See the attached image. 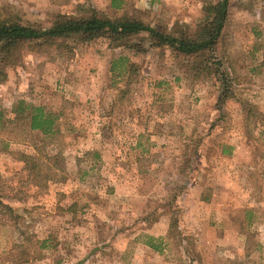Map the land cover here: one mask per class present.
Listing matches in <instances>:
<instances>
[{"label": "rangeland", "instance_id": "obj_1", "mask_svg": "<svg viewBox=\"0 0 264 264\" xmlns=\"http://www.w3.org/2000/svg\"><path fill=\"white\" fill-rule=\"evenodd\" d=\"M206 1L121 0L116 9L112 0H0V9L38 27L50 26L58 11L83 15L92 7L194 31ZM145 44L139 53L110 47L106 37L72 48L24 47L0 75V107L8 111L23 98L60 114L62 138L46 151L65 157V169L37 186L18 159L34 153L28 141L0 150V264H10L3 253L23 240L21 231L48 238L50 247L43 258L19 264H148L137 242L164 246L161 264H264V250L253 248L264 240L257 225L264 215V0H229L214 54L234 82L220 108L219 81L195 79L168 47ZM113 60L128 72L112 71ZM204 192L216 194L214 220L224 222L218 227L193 219L206 206ZM248 206L246 228L237 221L245 222ZM155 215L164 225L169 215L167 234L149 233Z\"/></svg>", "mask_w": 264, "mask_h": 264}, {"label": "trees", "instance_id": "obj_2", "mask_svg": "<svg viewBox=\"0 0 264 264\" xmlns=\"http://www.w3.org/2000/svg\"><path fill=\"white\" fill-rule=\"evenodd\" d=\"M119 2L121 0H112L111 6L118 9L121 6ZM202 8L205 15L194 31L187 23L175 22L172 26L160 24L159 27H153L134 16H111L92 7L83 15L59 11L53 16L50 26L38 27L24 22L16 12L0 9V75L15 62L24 47L35 51L55 44L72 48L78 43L106 37L110 47H122L139 53L147 50L145 42H148L149 46L168 47L184 72L195 79L215 78L219 81L221 90L217 95V106L220 108L232 97L234 82V77H229L221 59L214 54L221 45L229 0H209ZM124 60L128 61L127 58ZM128 67L125 64L117 68L113 60L111 70H117L120 74L121 71L128 72ZM59 116V113L23 98L15 100L8 111L0 107V150H8L11 142L28 141L34 153L20 152L18 159L28 168L29 182L37 186L45 185L52 178L54 170L65 169L62 151L58 150L54 154L46 151L47 145L59 144L62 138L56 123ZM11 124L23 130L18 132L14 127L10 128ZM25 129L33 133L31 138L24 134ZM2 133L5 134L4 137L1 136ZM4 195L6 192L0 187V224L6 222ZM21 234L23 240L14 242L3 253L7 257L6 261L19 264L43 258L44 250L50 247L48 238L27 236L24 231ZM249 239L246 240L248 244ZM149 245L157 248L154 244ZM253 248L259 251L261 245L255 244ZM245 249V255L249 256L251 248L246 245Z\"/></svg>", "mask_w": 264, "mask_h": 264}, {"label": "crops", "instance_id": "obj_3", "mask_svg": "<svg viewBox=\"0 0 264 264\" xmlns=\"http://www.w3.org/2000/svg\"><path fill=\"white\" fill-rule=\"evenodd\" d=\"M59 12V11H58ZM62 12V11H61ZM216 194H211V193H206L204 192V194H201V199L203 200L204 204H206L205 208L201 211V212H197V215L193 218L195 219L196 223H197V226H200L201 224L202 225H213V226H216L218 227L219 225H221L220 223H224L220 220H218L217 222L214 220L215 219V214L218 212L219 209H216L213 205L214 203V196ZM226 197H227V200L226 201H231L232 198L231 197H228V194H225ZM184 196H187V194H184ZM223 196V195H222ZM225 208H227L226 211H230V209L232 208V205H230V203H227L225 206ZM211 208L213 209V212L211 211ZM222 208V207H221ZM244 211V213L247 215L246 216V220L244 222V220H239L237 221L238 223H240L241 225L244 224V226L249 227L251 225V221H250V215H251V208H243L242 209ZM211 211V212H210ZM252 213H254L252 211ZM165 225L164 223L161 222V219H159L157 217V215L154 216L155 220L151 221L150 223V227H149V233L155 237L161 235H165L167 234L168 230H169V222H170V218L168 217L169 215H165ZM260 220H259V223L260 224H257V225H260L261 226V229H264V215L263 216H260L258 217ZM230 221L233 220V218L229 217ZM228 224V223H227ZM182 226H179L180 229ZM259 227V226H258ZM196 229H198L199 231L202 230V228L200 227H196ZM220 229V228H219ZM204 230V229H203ZM211 230V229H210ZM164 245V243L162 244ZM166 245V244H165ZM259 245H261V249L260 250H264V240L263 241H260L259 242ZM136 246V249H141V250H144L145 252H148L149 255H147L148 257V261L147 263L148 264H161V262H159L158 260V257H157V254H159V252H162V250H164V246L160 247V248H153L149 245H147L145 242L144 243H141V242H137L135 244ZM244 247V246H243ZM263 247V248H262ZM147 254V253H146ZM145 257V256H144ZM143 257V258H144ZM231 259V258H230ZM163 264H168L167 261H162ZM142 262H140V264H142ZM146 263V262H144ZM225 263H227V259L225 260ZM171 264V263H170ZM184 264V263H183Z\"/></svg>", "mask_w": 264, "mask_h": 264}]
</instances>
